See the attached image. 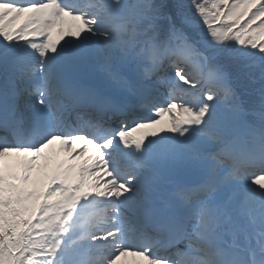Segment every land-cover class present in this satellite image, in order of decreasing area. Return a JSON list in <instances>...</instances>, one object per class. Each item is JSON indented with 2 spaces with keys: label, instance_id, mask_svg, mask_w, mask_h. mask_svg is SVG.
<instances>
[{
  "label": "snow or ice",
  "instance_id": "snow-or-ice-1",
  "mask_svg": "<svg viewBox=\"0 0 264 264\" xmlns=\"http://www.w3.org/2000/svg\"><path fill=\"white\" fill-rule=\"evenodd\" d=\"M129 253L264 264V0H0V264Z\"/></svg>",
  "mask_w": 264,
  "mask_h": 264
},
{
  "label": "rangeland",
  "instance_id": "rangeland-1",
  "mask_svg": "<svg viewBox=\"0 0 264 264\" xmlns=\"http://www.w3.org/2000/svg\"><path fill=\"white\" fill-rule=\"evenodd\" d=\"M169 117L166 116V121H169ZM164 123V121H163ZM160 126H157V129ZM156 129V130H157ZM140 129H138L137 131H139ZM151 131L152 129H148V131ZM137 131L133 132L136 133ZM49 156L50 159L48 161H41L40 166H38V168L36 170L33 171L32 173V181L30 182V184L28 185L29 187L35 186L38 182L42 181L45 177V174L48 173L50 170L53 169L52 165H53V161L60 159V157H62L63 161L66 160L68 153L63 152L60 150V145L59 142H55L53 145H50L48 149L45 150ZM14 157V156H13ZM128 255H131L130 253ZM126 256H122L120 257V260H122L123 258L127 257ZM133 256V255H132ZM143 264V262H131V260H129L127 262V264Z\"/></svg>",
  "mask_w": 264,
  "mask_h": 264
}]
</instances>
